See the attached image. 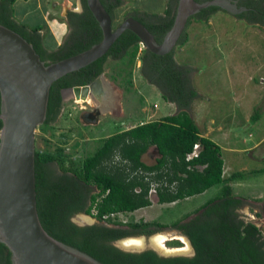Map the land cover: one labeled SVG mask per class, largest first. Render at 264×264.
Masks as SVG:
<instances>
[{
    "label": "trees",
    "instance_id": "obj_1",
    "mask_svg": "<svg viewBox=\"0 0 264 264\" xmlns=\"http://www.w3.org/2000/svg\"><path fill=\"white\" fill-rule=\"evenodd\" d=\"M101 1L115 26L124 1ZM237 1L239 7L247 9L235 16L237 19L251 25H264V0ZM15 2L0 0V24L31 43L47 65L78 55L103 40L102 29L87 0H82V13H69L67 19L72 33L54 50L45 46V26L30 27L18 20ZM178 2L170 0L163 14L136 11L128 17L144 24L162 43L175 22ZM222 11L225 12L212 6L192 17L177 47L188 43L187 30L193 21L209 23ZM140 43V38L127 30L105 56L56 81L50 91L47 120L40 128L56 123L63 108L64 90L91 84L105 73L109 60L126 65L129 84H132L134 68L141 63V75L157 86L166 100L175 103L179 111L130 129L118 127L113 135L102 140L92 155L83 160H75L62 146L55 152L37 150V208L43 227L58 241L91 255L103 264H264V235L257 224L243 219L241 213L247 202L236 197L230 185L243 176L225 178L222 149L201 135L192 116V104L201 97L191 76L195 68L177 62V48L164 56L147 49L140 54ZM153 147L158 150L159 158L155 164L149 165L143 159ZM223 183L220 196L171 225L158 222L115 224L112 219V215L151 207L154 195L160 205L174 204ZM79 214L91 216L98 222L80 226L73 221ZM167 228L181 232L190 240L194 249L192 256L163 257L153 250L132 253L115 246L120 239L142 235L150 237ZM0 264H12L11 252L2 243Z\"/></svg>",
    "mask_w": 264,
    "mask_h": 264
},
{
    "label": "rangeland",
    "instance_id": "obj_2",
    "mask_svg": "<svg viewBox=\"0 0 264 264\" xmlns=\"http://www.w3.org/2000/svg\"><path fill=\"white\" fill-rule=\"evenodd\" d=\"M123 1L115 28L136 11L163 14L170 0ZM80 6L81 0H50L49 20L65 22L67 13L80 10ZM68 27L61 44L68 37ZM48 31L49 26L45 34ZM187 35L188 43L177 47L175 57L180 64L195 68L191 76L201 97L192 104V116L200 132L220 144L225 178L243 176L230 184L234 195L247 202L241 213L243 219L264 231V29L222 12L209 23L193 21ZM139 67L134 68L132 84H129L126 65L109 60L104 74L117 102L116 113H99L91 99H77V104L73 95L67 96L56 123L36 131V151L55 152L62 146L75 160H83L118 127L126 130L140 122L175 114L177 110L173 104L141 75ZM248 74L253 81L248 82ZM257 144L259 146L255 147ZM144 160L153 163L147 155ZM224 185L174 204L160 205L154 195L151 207L121 214L115 218V224L158 222L171 225L220 196ZM73 221L80 226L98 222L91 216L85 218V214L75 216ZM158 232L155 236L164 235V246L171 250L162 253L171 257L193 255L188 241L176 230L167 228ZM153 237L147 245L152 244ZM119 244L129 249H145L146 246L145 243L142 247H127L124 241Z\"/></svg>",
    "mask_w": 264,
    "mask_h": 264
},
{
    "label": "water",
    "instance_id": "obj_3",
    "mask_svg": "<svg viewBox=\"0 0 264 264\" xmlns=\"http://www.w3.org/2000/svg\"><path fill=\"white\" fill-rule=\"evenodd\" d=\"M87 4L102 29L103 40L89 50L49 65L42 61L34 46L24 37L0 24V243L10 250L12 264H103L52 237L43 227L38 213L36 131L47 120L52 85L105 56L127 30L135 33L148 51L164 56L177 48L190 19L203 9L216 6L234 16L247 10L239 7L237 0L203 3L179 0L173 27L159 43L135 18L128 17L114 28L113 19L101 0H87ZM65 94L73 95L76 100L91 99L103 114L110 113L114 103L104 73L91 84L67 89ZM89 217L85 214V218ZM152 236L126 237L116 241L115 246L125 252L153 250L160 256L171 257L152 244L147 245ZM137 238H144L145 249L118 245ZM185 239L193 249L190 240Z\"/></svg>",
    "mask_w": 264,
    "mask_h": 264
},
{
    "label": "crops",
    "instance_id": "obj_4",
    "mask_svg": "<svg viewBox=\"0 0 264 264\" xmlns=\"http://www.w3.org/2000/svg\"><path fill=\"white\" fill-rule=\"evenodd\" d=\"M14 9H15L16 17L23 24H26L30 27H35V26H39V25L45 26V27L49 26L48 34H46V37H45V46L48 49L54 50L61 45L60 42L63 39L62 38L63 33H65V31L67 30V24L65 22H62V23L57 22L56 23L52 20L51 21L49 20L50 19V13H51V11H50V0H16V2L14 4ZM166 9H167V7H166ZM222 12H219V13H222ZM257 26L264 29V25L262 26L261 24L257 23ZM140 65H141V63L138 64V66H140ZM247 80H248V82H251L254 79L251 77V75L248 74ZM172 104H173L175 110H177L176 111V113H177L179 108L176 106L175 103H172ZM163 117H165V116L159 117L155 120L151 119V120L146 121V122H140L139 124L134 125V126H138V125H141L143 123H147V122H151V121H159ZM127 129H130V128H127ZM201 135L204 137L210 138L208 134L204 135L201 133ZM215 143H217V142H215ZM217 144L220 146L219 143H217ZM258 146H259V144L255 145V147H258ZM220 148H221V146H220ZM146 155L148 156V159H150L153 162L150 164L148 163L149 165L155 164L154 162H156V160L159 158L158 150L155 147L151 148ZM225 173H226V170L224 169V174Z\"/></svg>",
    "mask_w": 264,
    "mask_h": 264
},
{
    "label": "bare ground",
    "instance_id": "obj_5",
    "mask_svg": "<svg viewBox=\"0 0 264 264\" xmlns=\"http://www.w3.org/2000/svg\"><path fill=\"white\" fill-rule=\"evenodd\" d=\"M165 239H166V237L164 235H156L152 238L151 242L156 248L160 249L162 252L169 253V252H171V250L167 249L164 246ZM124 243H125V246H127V247H135V246L136 247H142L145 245L146 242L143 239H129V240L124 241ZM180 251H182V250H180Z\"/></svg>",
    "mask_w": 264,
    "mask_h": 264
},
{
    "label": "flooded vegetation",
    "instance_id": "obj_6",
    "mask_svg": "<svg viewBox=\"0 0 264 264\" xmlns=\"http://www.w3.org/2000/svg\"><path fill=\"white\" fill-rule=\"evenodd\" d=\"M81 8V9H80ZM80 10H77V11H73L74 13H82L83 12V4H82V0H81V6H80ZM72 11H70V12H68L67 13V15H66V17L64 18L65 19V23L67 24V26H69V20L67 19L68 17H69V13H71ZM113 26H114V21H113ZM115 27V26H114ZM69 28V34H68V36L72 33V30H71V27H68ZM113 94V96H114V93H112ZM67 94H65V90H64V92H63V98H64V101H65V98L67 97L66 96ZM116 103L117 102H115V98H114V103H113V107L111 108V111H110V113H116V109L114 108L115 106H116ZM97 109V108H96ZM97 112H99V113H101V111H100V109H97ZM109 114V113H108ZM125 229H127V227H125ZM260 230H261V232H262V234L264 235V231H263V229L262 228H260ZM177 233H179L181 236H184V235H182V233L181 232H179V231H177ZM193 253H194V249H193Z\"/></svg>",
    "mask_w": 264,
    "mask_h": 264
},
{
    "label": "built area",
    "instance_id": "obj_7",
    "mask_svg": "<svg viewBox=\"0 0 264 264\" xmlns=\"http://www.w3.org/2000/svg\"><path fill=\"white\" fill-rule=\"evenodd\" d=\"M145 49L146 48H145L144 44L141 42L140 43V47H139V53L141 54ZM75 101L77 103V100L76 99H75ZM154 107L157 108V105H154ZM119 215H121V213L120 214H117V215H112V219H113L114 222H115V218L118 217Z\"/></svg>",
    "mask_w": 264,
    "mask_h": 264
}]
</instances>
